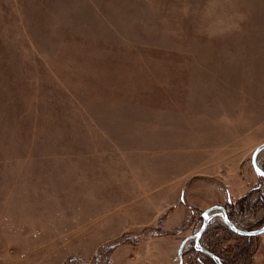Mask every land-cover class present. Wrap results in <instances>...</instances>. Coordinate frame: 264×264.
Wrapping results in <instances>:
<instances>
[{"label": "rangeland", "instance_id": "1", "mask_svg": "<svg viewBox=\"0 0 264 264\" xmlns=\"http://www.w3.org/2000/svg\"><path fill=\"white\" fill-rule=\"evenodd\" d=\"M263 143L264 0H0V264H177L211 205L257 229Z\"/></svg>", "mask_w": 264, "mask_h": 264}, {"label": "water", "instance_id": "2", "mask_svg": "<svg viewBox=\"0 0 264 264\" xmlns=\"http://www.w3.org/2000/svg\"><path fill=\"white\" fill-rule=\"evenodd\" d=\"M264 150V143L259 145L255 150L253 151L251 158H250V165L252 167V170L256 177H259L264 180V171L259 167L257 164V156L260 154L261 151ZM222 220L223 224L226 226L228 230L233 232L234 234L238 236H243V237H254L258 236L262 233H264V224L254 230L251 231H245L242 230L235 225L232 224V222L227 218V215L225 213V209L222 206H211L210 208L204 210L201 215V224L199 227L196 229V231L184 240H182L179 244V247L177 249L176 255L178 262L177 264H182V255H183V249L185 246L192 242L193 243V248L196 252H202L204 254L210 255L213 257V254L209 253L207 250H205L203 247H201L199 241L201 239L202 234L205 232L208 224L213 221L214 218H218ZM216 261H218L217 258L213 257ZM218 264H221L220 262Z\"/></svg>", "mask_w": 264, "mask_h": 264}, {"label": "trees", "instance_id": "3", "mask_svg": "<svg viewBox=\"0 0 264 264\" xmlns=\"http://www.w3.org/2000/svg\"><path fill=\"white\" fill-rule=\"evenodd\" d=\"M225 213H226V215H227V218L230 220L231 217H229L230 215L226 212V210H225ZM230 221H231V220H230ZM203 234H204V233H203ZM202 236H203V235H202ZM201 238H202V237H201ZM245 238H246V237H245ZM200 240H201V239H200ZM200 245H201L205 250H207L209 253L213 254V256H214L215 258H217V259L220 261L221 264H226L225 261H224V259L220 258L216 253H214V252L208 250L202 241L200 242ZM193 250H194V249H193ZM208 257H209V256H208ZM209 258H210V259H209L210 261L213 260L211 257H209Z\"/></svg>", "mask_w": 264, "mask_h": 264}, {"label": "bare ground", "instance_id": "4", "mask_svg": "<svg viewBox=\"0 0 264 264\" xmlns=\"http://www.w3.org/2000/svg\"><path fill=\"white\" fill-rule=\"evenodd\" d=\"M264 153V150L260 152V154H263ZM212 206V205H211ZM180 242H178V244L175 245V250L177 248V246L179 245Z\"/></svg>", "mask_w": 264, "mask_h": 264}, {"label": "flooded vegetation", "instance_id": "5", "mask_svg": "<svg viewBox=\"0 0 264 264\" xmlns=\"http://www.w3.org/2000/svg\"><path fill=\"white\" fill-rule=\"evenodd\" d=\"M203 235V234H202ZM202 237V236H201ZM199 243H200V241H199ZM192 245H193V243H192ZM202 247V246H201ZM198 253H202V252H198ZM202 254H204V253H202ZM207 255V254H206ZM209 257H211L210 255H208ZM214 257V256H213ZM213 257H211L212 259H214Z\"/></svg>", "mask_w": 264, "mask_h": 264}]
</instances>
